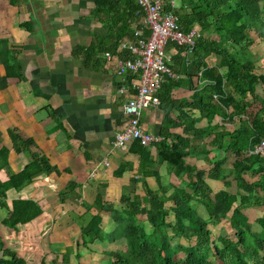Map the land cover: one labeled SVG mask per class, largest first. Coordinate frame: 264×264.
Here are the masks:
<instances>
[{
    "label": "crops",
    "instance_id": "crops-1",
    "mask_svg": "<svg viewBox=\"0 0 264 264\" xmlns=\"http://www.w3.org/2000/svg\"><path fill=\"white\" fill-rule=\"evenodd\" d=\"M171 1L181 30L177 14L180 2ZM145 32L151 36L146 14L136 0H0V184L8 185L4 197L0 195V240L4 248L15 251L28 264H104L105 251L126 249L123 236L96 239L77 259L73 246L82 242L81 225L98 212L93 205L101 192L118 211L129 207L127 199L134 202L136 198L141 199L140 208H149L144 202L141 155L133 153L132 146L127 152L113 150L116 136L127 122L122 107L136 94L140 78L131 72L119 75L121 62L138 58L124 43H136L138 34L144 37ZM167 52L171 70L178 77L163 83L173 88L165 94L162 86L160 105L141 114L144 130L160 139L146 148L156 159L157 144H172L175 136L182 137L188 144L185 164L204 172L208 186L213 184L220 191L224 181L212 182L209 177L212 162L225 159L224 169L231 170L237 158L212 148V136L200 140L185 134V124L201 116L192 108L193 96H206L200 91L207 82L203 69L190 80L181 73L177 66L181 59L173 44ZM190 53L181 54L186 69ZM209 62L212 66V58ZM260 88L263 86L258 94L263 97ZM215 123L229 132L237 127V122L221 117ZM12 129L33 139L35 150L44 153L60 173L42 174L24 183L13 179L23 174L31 157L16 149ZM128 165L122 171L121 166ZM155 169L159 178H146L152 190L169 184L185 188L187 177L176 178L167 162L156 163ZM132 180L137 182L131 185ZM226 181L231 183L228 191L236 193L234 178ZM171 192L169 189L166 195ZM15 204L21 209L32 204L31 220L8 223ZM199 209L206 216L205 207ZM263 211L262 206L243 209L252 222ZM102 215V227L111 233L118 222L111 210ZM139 217L146 223V215ZM170 219L173 221L172 214ZM229 226L227 219L208 224L218 235L230 233ZM253 229L259 231L260 227L253 223ZM64 255L69 262L63 261Z\"/></svg>",
    "mask_w": 264,
    "mask_h": 264
},
{
    "label": "trees",
    "instance_id": "trees-1",
    "mask_svg": "<svg viewBox=\"0 0 264 264\" xmlns=\"http://www.w3.org/2000/svg\"><path fill=\"white\" fill-rule=\"evenodd\" d=\"M177 1L180 2L177 14L181 31L189 32L192 27H199L203 36L190 51L174 43H168L166 51L168 45L173 44L181 59L177 66L188 80L203 69V80L207 82L200 91L206 96H193L192 108L198 109L201 116L185 124V134L191 133L200 140L212 136V148L233 154L237 160L231 170L224 169L225 159L212 162L209 174L212 182L224 181V188L216 191L213 184L212 188L208 186L204 172L185 164L187 153L184 148L188 144L182 137L171 136L175 138L172 144L166 141L157 144L156 159L150 149L134 142L131 151L141 155L144 202L150 205L149 208H140L141 199L136 198L134 202L127 199L129 207L118 211L106 202L101 192L93 205L98 212L88 223L81 225L82 242L75 244L76 256L81 258V248L90 249L96 239L104 241L123 236L127 240L126 249L105 251L104 264H264V211L253 222L243 212L249 206H262L264 210V157L247 154L264 139V96L258 94V88H264V75L257 72L254 60L248 55L254 44L250 32L257 30L259 25L264 26V0ZM136 10L139 12L138 7ZM144 37L148 38L149 33L145 32ZM183 51L191 52L187 69L181 56ZM210 55L216 57L212 66L208 60ZM172 88L163 86L164 93L168 94ZM215 96H218L217 100ZM217 117L237 122V127L234 131H226L215 123ZM201 123L206 125L199 126ZM11 134L16 149L27 151L31 157L23 174L13 176V179L24 183L42 174L60 173L44 153L35 150L37 145L33 139L26 138L18 130L12 129ZM164 162L176 178L187 177L185 188L170 184L168 187L161 185L158 191L150 188L146 178H159L155 166ZM121 167L124 171L129 165ZM229 177L236 182V193L228 191L231 183L226 180ZM136 182L132 180L131 185ZM7 189L8 185L0 184L1 197ZM169 189L172 192L167 196ZM167 202L171 205L167 206ZM199 207H205L206 216L200 213ZM21 208L15 204L8 223L31 220L32 204ZM104 210H111L118 222L111 233L102 227ZM140 215H146V223ZM224 219L230 222L233 235H218L209 229V223L217 225ZM253 223L260 227L259 231L253 229ZM0 248H3L0 264H28L15 251L4 248L1 240ZM63 261L69 262L66 255Z\"/></svg>",
    "mask_w": 264,
    "mask_h": 264
},
{
    "label": "built area",
    "instance_id": "built-area-1",
    "mask_svg": "<svg viewBox=\"0 0 264 264\" xmlns=\"http://www.w3.org/2000/svg\"><path fill=\"white\" fill-rule=\"evenodd\" d=\"M146 14V24L151 30V36L141 37L138 34L136 43H124L132 53L138 54L135 60H124L119 66V75L128 72L140 74L135 86L136 94L125 102L122 112L127 122L114 142L113 150L127 152L134 142H140L143 147H150L160 141L159 138L147 133L141 125V114L160 105L158 97L163 83L167 79H175L176 74L169 66L170 55L166 51L168 43L187 47L190 51L201 37L199 29L193 28L184 33L177 28L176 17L173 14L175 4L171 0H136ZM214 98H217L215 96ZM251 155L264 157V139L253 150Z\"/></svg>",
    "mask_w": 264,
    "mask_h": 264
},
{
    "label": "rangeland",
    "instance_id": "rangeland-1",
    "mask_svg": "<svg viewBox=\"0 0 264 264\" xmlns=\"http://www.w3.org/2000/svg\"><path fill=\"white\" fill-rule=\"evenodd\" d=\"M250 34L254 39V44L249 48L248 55L254 60L255 66L257 67V72L264 75V26L259 25L258 29L257 30L253 29L250 32ZM208 58L209 60H211L212 58V64L216 62V57L214 55H210ZM259 92L263 94L264 88H260ZM224 231H225V228H224ZM230 231H231L230 233H232L233 235V230L230 229ZM121 246L124 247L125 244L123 243L121 244ZM73 249H76L75 245L73 246ZM81 250L82 252H84L86 248L83 247L81 248ZM180 255L181 254H178L177 256H180ZM93 264H100V263L95 262Z\"/></svg>",
    "mask_w": 264,
    "mask_h": 264
}]
</instances>
